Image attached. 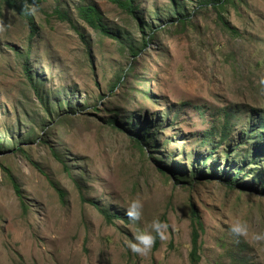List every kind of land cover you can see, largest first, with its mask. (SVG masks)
<instances>
[{
	"label": "rangeland",
	"instance_id": "rangeland-1",
	"mask_svg": "<svg viewBox=\"0 0 264 264\" xmlns=\"http://www.w3.org/2000/svg\"><path fill=\"white\" fill-rule=\"evenodd\" d=\"M136 5H1L0 264H192L193 211L198 264H264V135H248L264 109V0ZM157 217L166 239L134 254L127 242Z\"/></svg>",
	"mask_w": 264,
	"mask_h": 264
},
{
	"label": "trees",
	"instance_id": "trees-1",
	"mask_svg": "<svg viewBox=\"0 0 264 264\" xmlns=\"http://www.w3.org/2000/svg\"><path fill=\"white\" fill-rule=\"evenodd\" d=\"M113 1L118 3L120 7L127 9L132 13H135L137 8H138V6L136 5V0H113ZM172 1H173V3L176 2V0H172ZM220 1H227V0H220ZM228 1H232V0H228ZM16 2H17V0H0V14L2 11V6H1L2 4L7 5L9 7H13L16 5ZM212 2H213V0H212ZM214 3H215V1H214ZM23 9H24V4H23ZM21 12L26 15L27 20H28V24H29L30 29H31V32L34 33L35 29H36V25L34 23L33 16L31 14L25 13L24 10H22ZM79 12H80V15L83 17V19L91 27H93L95 29H99L100 31L108 34L109 36L117 37L116 35H114L112 32H110L107 29L108 27L103 22L101 13L96 6H94V5L81 6L79 8ZM61 17L63 18L65 16H61ZM187 18L188 17H179L178 19L180 21H182V23H184L187 20ZM262 111H263V113L261 112V110H258L259 117H258L257 128H253V126H252L250 132L248 133L249 138H251V139L256 140L257 138H260L264 135V109H262ZM223 137H225V136H223ZM254 157H256V156H254ZM246 158H247V156H246ZM253 158H252V160H253ZM251 164L252 163H248V165H251ZM254 164L258 165V163H254ZM259 174H261V173H259ZM253 177L255 179H258L259 176L254 175ZM261 179H264V176L261 177ZM16 190H17V192H19L20 189L18 186H16ZM58 191H59L61 197H63L64 196L63 191L59 190V189H58ZM92 202L100 209L101 213L105 216L107 222L112 223L113 217L116 216V214H111L108 210H105L104 208L100 207L97 202H95V201H92ZM192 213H193L192 214V216H193L192 217L193 218V231H192V250L190 252V259H191L192 264H198V262L200 261L199 232L201 230H203V221H202V218L200 217V215H198L196 211H193ZM158 243H159V238H157V240L155 242V245H154L155 248L158 246ZM245 264H252V263L245 262Z\"/></svg>",
	"mask_w": 264,
	"mask_h": 264
},
{
	"label": "clouds",
	"instance_id": "clouds-1",
	"mask_svg": "<svg viewBox=\"0 0 264 264\" xmlns=\"http://www.w3.org/2000/svg\"><path fill=\"white\" fill-rule=\"evenodd\" d=\"M23 10L25 13L31 15H35L36 13V8H29L26 3ZM0 30H2V26H0ZM259 84L264 85V76L260 78ZM143 207L144 204L142 199H133L125 208V215L132 221H139L142 219ZM167 228L168 225L165 221H161L158 217L154 218L150 225L133 234L134 241H128V247L134 254H138L143 257L151 251L157 238L161 241L166 239ZM230 229L232 234L235 236H243L245 238L248 236L247 225L240 220L234 221L230 225ZM254 239L257 241H264V233L256 234Z\"/></svg>",
	"mask_w": 264,
	"mask_h": 264
}]
</instances>
